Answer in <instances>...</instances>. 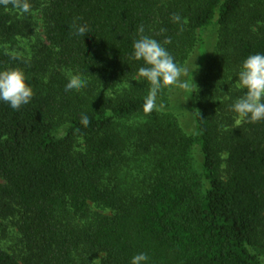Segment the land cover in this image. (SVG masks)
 <instances>
[{"label": "trees", "instance_id": "1", "mask_svg": "<svg viewBox=\"0 0 264 264\" xmlns=\"http://www.w3.org/2000/svg\"><path fill=\"white\" fill-rule=\"evenodd\" d=\"M28 2L30 14L0 6V43L32 34V13L39 11L53 53L30 67L29 104L14 110L0 102V217L18 212L30 264H86L100 254L103 264H130L138 253L148 255L147 264H264V121L249 123L231 110L246 91L237 85L243 61L264 53V0ZM76 22L89 30L82 41ZM140 26L178 66L195 45L203 49L207 30L218 28L207 72L185 92L192 130L172 123L126 141L118 120L157 110H144L145 89L87 108L50 68L104 87L136 77L144 66L131 59ZM22 64L0 50V70ZM131 143L156 153L148 190L127 197L108 182ZM90 204L114 214L81 226L75 219L87 217ZM0 264L21 263L0 248Z\"/></svg>", "mask_w": 264, "mask_h": 264}, {"label": "rangeland", "instance_id": "2", "mask_svg": "<svg viewBox=\"0 0 264 264\" xmlns=\"http://www.w3.org/2000/svg\"><path fill=\"white\" fill-rule=\"evenodd\" d=\"M33 15V33L24 37L16 38L9 42L0 43V50L6 54L23 59L21 67L26 77H31V65L35 61H45L44 59L52 54V50L46 42L45 24L39 11L32 13ZM220 34L218 28H212L204 33L203 49L201 45H195L187 54L186 59L180 67L190 69L189 76L184 77L186 80L201 81L203 75L207 72L206 65L213 59L216 50V44L219 42ZM204 53V54H202ZM202 54V55H201ZM205 57V61H204ZM51 70H57L68 80L72 74H77L71 69L54 67ZM9 69V68H8ZM193 73V76H192ZM87 80V86L80 92H72V99L75 103L81 104L87 108L104 106L108 103L125 96L135 93L140 89L149 91L150 85L143 78L133 77L127 81L117 85L104 87L98 86L91 79L81 76ZM27 79V80H28ZM224 84L229 83L223 81ZM238 85V84H237ZM187 90V89H186ZM186 90L179 88H164L158 94L156 102V111L152 114H142L127 119H121L117 122V131L126 138V141H137L138 132L142 130L144 133L157 135L161 132V128L166 126L177 125L179 128L188 131L192 130V122L187 119L185 113ZM225 92V90H224ZM64 117H67L66 115ZM187 119V120H185ZM66 121V120H65ZM189 122V123H186ZM172 127L176 130L175 127ZM77 150L83 149V142L80 141L76 147ZM152 152H145L141 148L131 143L129 149L125 153V159L119 170L112 175L110 182L117 185L127 197L142 194L148 190L154 177V158L156 149ZM225 167V165H223ZM114 212L96 204H90L87 217H76L75 221L79 225H86L96 219L98 215L111 216ZM0 248L15 255L21 264H30V254L26 247L25 241L19 229L18 212L9 217H0ZM105 255L100 254L93 260L86 261V264H103ZM260 257L264 263V252H260Z\"/></svg>", "mask_w": 264, "mask_h": 264}, {"label": "clouds", "instance_id": "3", "mask_svg": "<svg viewBox=\"0 0 264 264\" xmlns=\"http://www.w3.org/2000/svg\"><path fill=\"white\" fill-rule=\"evenodd\" d=\"M0 6L6 10L11 6V10L20 14L31 12L28 0H0ZM171 19L173 23H181L178 14H173ZM72 27L74 35L81 41L88 35L87 25L76 22ZM138 35L139 38L133 42L131 59L143 61L144 66L138 69L137 78H143L150 85L144 102V110L149 112L156 107L158 94L162 89L174 87L188 89L189 80L183 78L189 76L190 69L178 66L173 56L160 42L144 34L143 26L138 29ZM170 42L168 39L164 44ZM237 75L238 86L246 91L231 105V110L241 120L249 123L264 121V53L249 55L243 61ZM27 79L25 72L19 68L0 70V102L7 103L14 110L29 104L34 96V90ZM86 86V79L79 74H72L69 76L65 91L78 93ZM81 123L84 126L89 125L90 120L87 115L81 116ZM148 260L146 253H138L131 258L130 264H147Z\"/></svg>", "mask_w": 264, "mask_h": 264}]
</instances>
